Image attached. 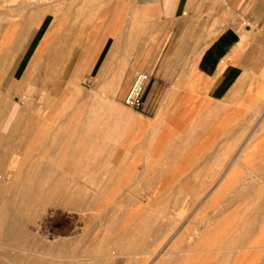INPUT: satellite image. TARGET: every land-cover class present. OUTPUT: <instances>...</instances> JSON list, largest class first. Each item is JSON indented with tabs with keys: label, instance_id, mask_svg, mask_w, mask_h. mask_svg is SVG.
Returning <instances> with one entry per match:
<instances>
[{
	"label": "rangeland",
	"instance_id": "1",
	"mask_svg": "<svg viewBox=\"0 0 264 264\" xmlns=\"http://www.w3.org/2000/svg\"><path fill=\"white\" fill-rule=\"evenodd\" d=\"M99 1L33 0L40 5L29 3L30 7L27 0H0V38L11 25V30L16 28L15 35L20 41L7 71L9 55L0 52V78L6 71L5 80L0 82V125L6 131L0 130V136L9 138L18 134V130L9 128L8 122L17 114L19 121L34 126L29 129L27 140L40 134L37 137L55 141L59 136L67 137L78 129L83 130L86 117L91 118L94 111L104 114L99 106L102 103L108 107L101 118L104 122L98 126L104 129L101 130L104 134L99 137L100 142L96 140L97 150L101 151L96 156L101 162L94 165L84 166L87 162L84 156L77 158L82 164L72 162L77 169L71 163L47 165L48 157L39 144L34 149L36 154L30 152L32 149L16 153L17 149L14 152L11 145L0 147V168L6 173L12 175L21 169L22 175L26 174L24 177L34 174L35 167L39 166L32 162L41 157L45 168L52 169L44 176H50L53 182L76 184L84 192V199L93 201L87 210L76 214L57 204H45L36 222L28 227L37 242L26 246L35 250L30 259L87 264L97 255L106 254L112 264H138V257L143 259L141 264H159L158 256L165 255L163 263L166 264H186L188 259H195L194 264H264V193L258 198L251 194L238 197L231 192L237 187L255 191L259 185L264 189V120L254 112L257 109L264 112V0H187L183 18L188 20L177 24L179 29L189 25L190 32L184 34L171 31L168 19L163 17L160 0H111L107 6ZM18 5L25 15L19 14ZM52 10L61 14L57 29L62 34L57 42L53 36L44 46L39 63L24 61L27 46L37 40V24L44 23L47 17L46 29L52 24L54 17L48 13ZM70 14L76 20L75 26L71 24L63 30ZM224 29H233L238 35L236 52L231 59L238 67L237 77L226 96L213 99L207 92L196 90L197 78L191 76L196 62L193 57L201 49L198 53L188 50L196 39L200 43L202 39L207 45ZM41 39L38 38L39 42ZM164 44L176 47L165 70L166 76L155 78L154 72L144 66L153 63L150 57L154 58L156 47ZM139 53L143 60L136 68ZM137 73L148 76L144 107L131 110L123 106L122 100ZM117 76L121 82L113 91H108ZM116 110L131 120H114L109 115ZM39 124L43 128L35 130ZM111 136L115 137L113 141ZM68 142H73L74 147ZM79 142L69 139L64 150L84 151L77 147ZM105 142L107 147L102 150ZM27 153H32L34 159ZM13 163L19 169L9 166L14 167ZM8 183L10 179L2 180L0 185ZM255 184L258 186L252 188ZM215 193L214 208L208 201ZM253 206L257 212L253 210V215H247V207ZM192 215L203 216L195 221L198 229L185 222ZM131 216L136 217L135 221L151 223L146 229L132 233L123 228ZM67 217L73 218L70 223L66 222ZM254 218L257 220L253 221ZM201 220L209 226L204 228ZM228 222L236 228L244 223L253 226L249 242L226 248L219 242L214 246L207 244L205 237L212 239L208 236L210 231L221 233L220 229ZM157 224L164 230L156 227ZM197 231H207L205 245L197 243L201 239L196 236ZM132 234L138 244L134 247L123 244ZM63 239L72 244L61 248L59 243ZM258 240L257 244L252 243ZM176 257L183 260L171 263Z\"/></svg>",
	"mask_w": 264,
	"mask_h": 264
},
{
	"label": "bare ground",
	"instance_id": "2",
	"mask_svg": "<svg viewBox=\"0 0 264 264\" xmlns=\"http://www.w3.org/2000/svg\"><path fill=\"white\" fill-rule=\"evenodd\" d=\"M29 0H27L28 3ZM43 1V0H42ZM45 1V0H44ZM56 1V0H55ZM67 1V0H66ZM102 2V4H106L108 3V5L110 4L111 0H100ZM99 1V2H100ZM26 2V1H24ZM47 2V1H46ZM65 2V1H63ZM62 2V3H63ZM29 3H34L37 5H40L39 2H33V0H30ZM28 3V4H29ZM66 3V2H65ZM101 4V5H102ZM24 5V4H22ZM21 5V6H22ZM32 5V4H31ZM63 5V4H62ZM68 5V4H67ZM30 6V4H29ZM97 6V5H96ZM107 6V4H106ZM19 7V5H18ZM16 6V8H18ZM26 7V6H24ZM31 7V6H30ZM55 7V6H54ZM58 7V6H57ZM98 7V6H97ZM100 7V6H99ZM98 7V8H99ZM105 7V6H104ZM111 7V6H110ZM15 8V10H16ZM21 7H19V11ZM34 8V7H33ZM36 8V7H35ZM34 8V9H35ZM31 9V8H30ZM108 9V8H107ZM37 10V8H36ZM29 11V10H28ZM31 11V10H30ZM21 12V11H20ZM33 12V9H32ZM96 12V11H95ZM26 13V12H25ZM51 13L54 17V20L51 21L52 24H49L47 29V22L49 21L48 17L47 20L44 23H39L37 24V30H38V35H37V40H34L33 42H31L26 49V55L24 58V61L30 60L31 63L33 62L34 64L39 63L40 58L42 57V50L44 48L45 45H47L50 41V39L53 38V36L55 37V42H57L58 37L62 34L60 30L57 29L58 27V22L60 20V15L61 14H56V12L54 10L48 12ZM62 13V12H61ZM82 13V12H80ZM19 14H22L19 13ZM24 14V13H23ZM22 14V15H23ZM25 15V14H24ZM82 15V14H81ZM89 16V15H88ZM20 17V16H19ZM24 17V16H23ZM34 17V16H33ZM97 17V16H96ZM21 18V17H20ZM84 18V15H83ZM33 19V18H32ZM31 19V20H32ZM81 19V18H80ZM30 20V21H31ZM83 20V19H81ZM88 20V19H87ZM13 21V20H12ZM27 22V21H26ZM87 22V21H86ZM76 20L74 19V16L70 14V17L66 20V22L63 24L62 28L63 30L66 29L68 27V25H73L75 26ZM35 23H32V26ZM82 24V22H81ZM29 25V24H28ZM80 25V24H79ZM21 26V25H20ZM20 28V27H19ZM26 28V26H25ZM24 28V29H25ZM69 28V27H68ZM73 28V27H72ZM62 30V32H63ZM16 32V28L14 30V27L11 30V25H9V27L5 30V32L3 33V35L0 38V52H6L8 53L7 55H9L8 57L10 58L8 61V65L6 67V71L9 69L11 62L13 61L14 55H16V51H18V49L20 48V41L19 38L15 35ZM19 32V31H18ZM17 32V33H18ZM21 33V31H20ZM28 33V32H27ZM61 33V34H60ZM65 33V31H64ZM22 35V34H21ZM42 38L41 41L39 42L38 38ZM21 38V37H20ZM24 39V38H23ZM22 40V39H21ZM60 42V41H59ZM23 43V42H22ZM52 44V43H51ZM22 45V44H21ZM56 45H54L55 47ZM51 49L53 48H49L48 52L51 53ZM74 49V48H73ZM70 51V50H69ZM73 51V50H72ZM59 52V51H58ZM0 53V54H1ZM70 53V52H69ZM71 54V53H70ZM6 55V57H7ZM47 55V54H46ZM5 57V58H6ZM69 58V57H68ZM6 60V59H5ZM69 61V60H68ZM222 66V65H221ZM23 67V64L21 65V68ZM35 67V66H34ZM102 67V65H101ZM122 67V66H121ZM96 68V65L94 66V69ZM103 68V67H102ZM126 68V67H125ZM166 70V69H165ZM6 71L5 73H3V75L0 78V82L2 83L5 80V75H6ZM119 78H121L120 76H117L115 79H113V81H111V83L109 84V88L107 89L108 91H113L115 88H117V86L119 85L118 82H121V80L119 81ZM31 79V78H30ZM14 81L17 83V79L14 78ZM123 81V80H122ZM70 83V82H69ZM13 84V83H12ZM11 84V85H12ZM47 85V84H46ZM76 85V84H75ZM30 90V88H28ZM33 89V88H32ZM20 91V90H19ZM26 91V90H25ZM107 91V92H108ZM263 91V90H262ZM16 92V91H15ZM33 92V91H32ZM44 93V92H43ZM101 93V92H100ZM27 94V93H26ZM26 94H22L23 96H29L32 98V95H26ZM43 95V94H42ZM99 95V94H98ZM44 97V95H43ZM98 98V96H97ZM97 100V99H96ZM99 101V100H98ZM97 101V102H98ZM101 101V100H100ZM0 102H2V97H0ZM99 103V102H98ZM97 103V104H98ZM4 104V103H3ZM96 104V103H95ZM100 104V103H99ZM103 104V103H102ZM99 105L101 106V111L104 114L101 113H94L91 116V118L89 119L87 118V122L86 124H84L83 126V130H77L75 131L73 134H68L67 137L65 136H59L56 138L55 141H51L50 138L48 137H37L35 136V139H28L27 137L29 136L28 132L30 131L29 129L34 128L29 126V122H25V121H19L18 120V115L15 114L13 116V118L8 121L10 124V129H14V130H18V134L13 136V137H2L0 136V147H6V146H13V151L16 153H18L19 151L23 150L28 152L30 149H32L30 152L34 153V149L36 150V146L39 144V146H41V150L44 152H46L45 154L47 155L48 158H46L48 161L45 162L47 165L49 164H54V163H59V164H67V163H71L73 165V163L78 164L81 163L80 159H77L78 157L80 158V156H84V159H87L86 161V165L84 166H89V164H96L98 162H101V159L98 158V156H96V154L99 152V150H97V141H99V137L102 136V134H104L101 130L103 128L98 129L99 127V123L102 124L104 122V118H102V115H106V113L108 112V107L107 104L104 103L103 105ZM115 108V107H114ZM252 108V107H251ZM99 109V108H98ZM112 108H110L111 110ZM260 109V108H259ZM261 110V111H260ZM260 110H255V114L258 115V117H261V119L263 118L264 120V112L262 111L263 109ZM99 111V110H98ZM114 111V110H113ZM3 112V111H2ZM2 114V113H1ZM11 114V112L9 113ZM109 115V114H108ZM115 118H118V120L120 119L126 122H129L131 119L130 117L126 116L125 114H120L117 112L116 113L109 115ZM85 116V115H84ZM81 117H79L78 119L81 121L80 119ZM110 119V118H109ZM113 120V118H111ZM86 120V119H85ZM84 121V120H83ZM24 122V123H23ZM46 122V121H43ZM71 122V121H69ZM79 122V121H78ZM110 122V120H109ZM46 123H50V122H46ZM80 123V122H79ZM82 123V122H81ZM112 123V122H111ZM111 123L109 124V126L111 125ZM8 124V125H9ZM41 124V123H40ZM38 125L37 128L35 130H38V128L41 130L43 128V126L41 127V125ZM44 124V123H43ZM42 124V125H43ZM51 124V123H50ZM105 124V123H104ZM151 124V123H150ZM7 125V126H8ZM82 125V124H80ZM25 126V127H24ZM5 127V126H4ZM4 127L2 128L3 130H1V125H0V130L6 131L4 129ZM27 127V128H26ZM50 126L47 125V128H49ZM17 128V129H16ZM80 128V126H79ZM82 128V126H81ZM7 129V128H6ZM9 129V130H10ZM46 129V128H45ZM104 130V129H103ZM9 132V131H8ZM36 132V131H35ZM78 134H75V133ZM41 133V132H38ZM48 133V132H47ZM147 133V132H146ZM35 134V133H33ZM155 134V133H154ZM6 135V134H5ZM36 135V134H35ZM114 135V134H112ZM152 135V134H151ZM116 136V135H115ZM107 137V136H106ZM32 138V137H31ZM55 138V137H53ZM104 138V137H103ZM69 139H77L80 142L77 144V147L79 148H84V151H80V152H68L66 150H64L65 148V144ZM110 139L113 141L115 139L114 136H111ZM97 140V141H96ZM103 140V139H102ZM103 141H101L102 143ZM72 147H74L73 142H68ZM147 143V142H146ZM151 144V143H150ZM148 144V145H150ZM112 145V144H111ZM109 146V145H108ZM76 147V148H77ZM102 150H104V147L106 146V142L105 145L103 143V145H101ZM8 148V147H7ZM109 148V147H108ZM112 148V147H111ZM100 149V148H99ZM110 149V148H109ZM108 149V150H109ZM145 149V148H144ZM101 150V149H100ZM40 151V150H39ZM98 151V152H97ZM111 151V150H110ZM113 151V149H112ZM5 152V151H4ZM13 152V153H14ZM106 152V151H105ZM32 153H27L30 155V157L32 156ZM101 153V151L99 152ZM109 152H107L108 154ZM6 154V153H5ZM38 154V153H37ZM16 155V154H15ZM25 155L26 157V153L24 152L23 156ZM78 155V156H77ZM112 155V154H111ZM12 156V155H11ZM44 156V155H43ZM138 156V155H137ZM15 157V156H13ZM13 157H10V159L14 160ZM33 157V156H32ZM97 157V158H96ZM106 157V156H105ZM17 158V157H16ZM21 158H24L21 156ZM41 158V157H40ZM37 158L36 160L33 157V162L32 160L28 163H36L38 164L39 167H35V172L34 174L31 175H27L26 177H24L26 174H24V176L22 175V173L20 172L21 169H18L17 171H15L14 174L10 175V173H6L5 170H1L0 168V182L6 181L8 179L11 180V183L8 184H4V185H0V264H64V263H55L53 261H46L43 259H30V254L31 253H35V250H31L28 249L26 246L28 244H36L37 242L32 238V232L29 231V225L30 224H34L36 222V219L38 217V215L40 214V212L44 209V205L45 204H57L58 206H60L63 210L68 211V212H74V214L78 213V212H83L85 210L88 209V205L89 203H93V201H88L84 199V192H82L81 190H78L76 187V184L72 185H67L63 182H53L51 181L52 178L50 176L46 177V175L44 176L43 174H45V172H52V169H48L45 168V164L44 162L40 159ZM83 158V157H82ZM18 159V158H17ZM134 159V158H133ZM9 160V159H8ZM25 160V158H24ZM29 159H27L28 161ZM21 161V160H20ZM26 161V163H27ZM105 161V160H104ZM205 162V160H203ZM202 161V163H203ZM2 162V160L0 161V163ZM11 162V161H9ZM16 162V161H15ZM14 162V163H15ZM22 162V161H21ZM25 162V161H24ZM73 162V163H72ZM12 163V162H11ZM13 163V164H14ZM20 163V162H19ZM107 163V162H106ZM12 164V165H13ZM17 165V162L15 163ZM14 164V165H15ZM70 164V165H71ZM82 164V163H81ZM103 164V163H101ZM171 164V163H170ZM16 165L13 167L11 166V164H9V166L11 168H16ZM79 165V164H78ZM168 165V163H167ZM41 166V167H40ZM44 166V167H43ZM76 167V165H73ZM106 166V164H105ZM104 166V167H105ZM110 166V165H109ZM112 166V165H111ZM9 167V168H10ZM21 167V165H20ZM102 167V166H101ZM100 167V168H101ZM167 167V166H166ZM7 168V166H6ZM10 168V169H11ZM16 168V169H17ZM8 169V168H7ZM28 169V168H27ZM74 169V168H73ZM88 168L86 167V170ZM104 169V168H103ZM110 170L109 168H105ZM116 169V168H115ZM30 170V169H29ZM118 170V169H117ZM128 170V169H127ZM140 170V169H139ZM28 172V170H26ZM61 171V170H60ZM65 171V170H64ZM76 171V170H74ZM105 172V171H104ZM107 172V171H106ZM110 172V171H109ZM25 173V172H24ZM55 174V173H54ZM52 173V175H54ZM74 174V173H73ZM51 175V176H52ZM70 175V174H69ZM99 175V174H98ZM189 175V174H188ZM89 176V175H88ZM46 177V178H45ZM115 177V176H114ZM212 177V176H211ZM65 178V176H64ZM191 178V177H190ZM242 178V177H241ZM240 178V179H241ZM67 179V178H66ZM111 179V177H110ZM113 179V176H112ZM185 179V178H184ZM215 180V178H214ZM68 181V180H66ZM70 181V179H69ZM68 181V182H69ZM74 182V181H73ZM72 183V181H71ZM72 185V186H71ZM255 184L254 186H252V188H256ZM234 187L236 186V184L233 185ZM232 186V187H233ZM239 186V185H238ZM258 186V185H257ZM261 185H259L255 191H249V189H237L239 187L236 188V190H232L231 192L236 195V196H244V195H256L258 198L262 197L261 195L264 193L262 192L263 187H260ZM69 188V189H68ZM70 188H75L70 190ZM79 188V186H78ZM200 189V188H199ZM116 191V190H115ZM117 192V191H116ZM214 192V191H213ZM99 194L101 193V191L99 190L98 192ZM99 194H97L99 196ZM114 194V193H113ZM64 197H68L67 199H65ZM70 197V198H69ZM101 197V196H100ZM64 198V199H61ZM95 198V196H94ZM259 201V200H256ZM210 207H216V193L210 197V200L208 201ZM149 204V203H148ZM196 205V204H195ZM139 207V205H137ZM184 206V205H183ZM203 206V205H202ZM102 208V207H101ZM100 208V209H101ZM141 208V207H140ZM192 208V207H191ZM256 206H253L251 209L247 207L246 209V213L247 215H253ZM199 209V208H198ZM201 209V208H200ZM259 209V208H258ZM181 210V209H180ZM191 210V209H190ZM140 211V210H139ZM203 211V210H202ZM256 211V210H255ZM259 211V210H258ZM149 212V211H148ZM167 212V211H166ZM257 212V211H256ZM261 212V211H260ZM177 213V212H176ZM68 214V213H67ZM72 213H69V215ZM145 214V213H144ZM60 215V214H59ZM181 215V212H180ZM47 216V215H46ZM78 216V215H76ZM195 217L192 216H188L185 220V222H187L188 224H194V227H197V223L195 222L196 220L201 219V217H203L202 215H200L201 217L194 215ZM83 217V216H82ZM183 217V216H182ZM68 218V217H67ZM81 218V217H80ZM79 218V219H80ZM84 218V217H83ZM131 218V219H130ZM129 219V221L127 223H125L123 225L124 229H128L130 230L132 233L136 232L139 229H146L147 226H149V224L151 222L146 221H135L134 216H131ZM156 218V217H155ZM170 218V217H169ZM168 218V219H169ZM73 218H68L66 219L67 223H70V221ZM181 219V218H180ZM203 220L206 221V218H202ZM59 220V219H58ZM257 220L256 218L253 219ZM63 221V220H62ZM184 221V219H183ZM202 221V220H201ZM208 221V220H207ZM247 221H249V219H247ZM72 223V222H71ZM186 223V224H187ZM200 222L198 221V224ZM203 223V221L201 222ZM211 223V221H210ZM76 226V223H74ZM68 225V224H67ZM204 228L209 226V223L204 222L203 224H201ZM31 226V225H30ZM38 226V225H36ZM158 226V228H160L161 230H164V227L162 225L157 224L156 227ZM190 226V225H189ZM201 226V227H202ZM211 226V224H210ZM81 227V226H80ZM163 227V228H162ZM181 227V226H180ZM188 227V226H187ZM222 227V226H221ZM237 227V226H236ZM234 227L230 222H228V224L219 232H214L212 233V231H210L212 233H209L208 236L212 237V239L210 240V238L208 239L207 236H204V233L207 231H203V232H199L197 231L195 234L196 236H201V239L199 242H197L199 245H205L204 242L206 241L207 244H212L213 246L216 245L217 242L221 243L223 245V248L226 247H231V245H237V246H243L246 243L249 242V237L251 236L252 233V228L253 226L250 227V225H248L247 223L242 224L241 226H239L238 228ZM193 228V227H192ZM79 229V228H78ZM198 229V227L196 228ZM200 229V228H199ZM72 230V229H71ZM202 229H200L201 231ZM205 230V229H204ZM208 230V228H207ZM214 230V229H213ZM32 233V234H31ZM194 233V232H193ZM216 233H219V236L216 235ZM74 236V235H73ZM193 236V234H192ZM75 237V236H74ZM206 240H205V238ZM216 237L218 238V240H216ZM58 238V237H57ZM192 239V237H190ZM195 238V237H194ZM207 239L209 241H207ZM79 240V239H78ZM205 240V241H204ZM263 240V239H262ZM262 240H260L262 242ZM50 241V240H49ZM251 241V240H250ZM59 242V241H58ZM78 242V241H77ZM205 242V243H206ZM259 242L258 241H253L252 243L257 244ZM260 242V244H261ZM80 243V242H79ZM251 243V242H250ZM264 243V241L262 242ZM72 244L69 241L66 240H62L60 241L59 245L62 248V246L64 247L65 245H69ZM123 244H125L126 246H136L138 244V239L135 237V235H131L130 237L126 238L123 240ZM141 244V243H140ZM189 244V243H188ZM220 244V245H221ZM195 245V244H194ZM220 245L218 244V246L220 247ZM226 246V247H224ZM74 247V246H73ZM264 247V246H263ZM65 249V248H64ZM229 249V248H228ZM224 250V249H222ZM227 250V249H226ZM225 251V250H224ZM28 253V254H27ZM60 256V255H59ZM68 257V256H67ZM60 258V257H59ZM193 260L195 261V259H188L186 264H192ZM198 262V260H197ZM196 263V262H195ZM66 264V263H65ZM69 264V263H67ZM71 264V263H70ZM87 264H112V259L106 255V254H99L97 255L94 260L90 261ZM166 264V263H163ZM194 264V263H193Z\"/></svg>",
	"mask_w": 264,
	"mask_h": 264
},
{
	"label": "crops",
	"instance_id": "3",
	"mask_svg": "<svg viewBox=\"0 0 264 264\" xmlns=\"http://www.w3.org/2000/svg\"><path fill=\"white\" fill-rule=\"evenodd\" d=\"M186 1L187 0H160L163 17L168 19L167 24H170L173 33H175L176 30L181 32V34L190 32L189 25L180 28L181 30L177 27V24L181 22V20H186V22L188 20L183 18L186 11ZM237 37L238 35L235 30L224 29L210 40L207 45L204 44L202 39H200L202 41L201 43L197 41L198 39L192 42L188 50L189 52L198 53L201 49L199 54H195L196 56L193 57L196 62L194 71L191 73V76L197 78L196 90L207 92L213 99H221L232 90L235 85L238 68L235 64L231 63V59L236 52L238 44ZM197 45H200L199 48H197ZM175 47L176 46L168 47L165 44L156 47V56L154 58L153 56L150 57V61H153V63L150 62L144 67H146L147 70L153 71L155 78L166 76L165 69L169 66L171 53L174 51ZM137 57L135 61L136 68L141 66V61L143 60L142 53H139ZM143 57L146 58L145 56ZM187 90L191 91L193 89L188 88ZM146 107L147 104H145V109ZM182 258L183 257H176L171 263L177 262ZM165 259V255H159L157 263L161 264L166 261ZM142 262V257H138L137 263L141 264Z\"/></svg>",
	"mask_w": 264,
	"mask_h": 264
},
{
	"label": "built area",
	"instance_id": "4",
	"mask_svg": "<svg viewBox=\"0 0 264 264\" xmlns=\"http://www.w3.org/2000/svg\"><path fill=\"white\" fill-rule=\"evenodd\" d=\"M148 82L145 73H137L134 80L123 97L122 104L131 110H142L144 107V93Z\"/></svg>",
	"mask_w": 264,
	"mask_h": 264
}]
</instances>
